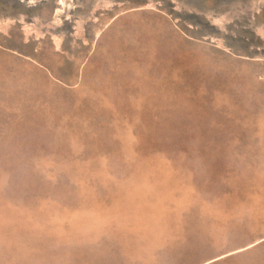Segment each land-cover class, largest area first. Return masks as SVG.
Here are the masks:
<instances>
[{
  "label": "rangeland",
  "instance_id": "obj_1",
  "mask_svg": "<svg viewBox=\"0 0 264 264\" xmlns=\"http://www.w3.org/2000/svg\"><path fill=\"white\" fill-rule=\"evenodd\" d=\"M0 264H264V0H0Z\"/></svg>",
  "mask_w": 264,
  "mask_h": 264
}]
</instances>
